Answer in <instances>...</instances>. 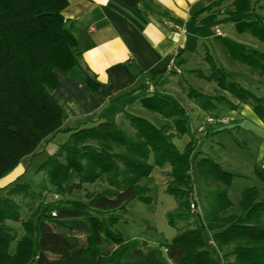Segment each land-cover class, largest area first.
I'll use <instances>...</instances> for the list:
<instances>
[{
    "label": "trees",
    "instance_id": "obj_1",
    "mask_svg": "<svg viewBox=\"0 0 264 264\" xmlns=\"http://www.w3.org/2000/svg\"><path fill=\"white\" fill-rule=\"evenodd\" d=\"M260 1L217 0L204 10L229 3L234 8L229 15L237 17L253 12ZM67 5L68 0H0V179L45 138L59 131L66 119L49 92L58 86L54 71L68 73L79 58L74 53L75 38L65 27L69 21L62 15ZM261 21L239 18L232 23L237 34H249L264 44V16ZM219 37L233 61L264 74V52ZM203 59L209 64V74L191 72L213 82L219 93L189 88L187 97L202 111L212 112L220 103L235 110L229 96L249 106L264 122V96L242 87L207 53ZM170 75L175 74H167ZM165 83L163 79L155 81L156 89L150 94L144 87L139 98L143 110L161 117L158 124L123 112L132 135L109 120L71 130L67 141L36 170L58 194L81 190L102 176L107 184L103 191L87 192L86 202L47 203L21 222L24 234L19 238L15 229L6 224L21 221L20 207L10 197L36 195L23 182L14 184L0 197V264H264V198H259L264 192V167L259 163L254 168L262 185L245 188L236 205L237 213L228 214L235 207L228 198L234 175L209 157H201L195 163L197 174L203 182L215 183L216 187L205 193L207 208L201 218L197 212H190V171L198 142L186 110L161 90ZM86 84L97 91L92 80L87 79ZM184 135L190 140L180 152L173 141ZM85 144L96 146V150L82 151ZM151 157L159 168L170 166L166 191L177 202L176 211L167 217L176 235L165 246V257L159 248L125 240L112 229L121 219L116 212L124 210L131 200L148 201V188L141 179L151 172ZM70 171L75 172L77 180L65 190L63 185ZM191 219L198 225L191 228ZM206 232L213 233L210 241L217 249L232 246L231 252L223 254L221 260L215 259L208 249ZM12 244L15 250L10 253ZM105 246L115 250L106 255L102 251Z\"/></svg>",
    "mask_w": 264,
    "mask_h": 264
},
{
    "label": "crops",
    "instance_id": "obj_2",
    "mask_svg": "<svg viewBox=\"0 0 264 264\" xmlns=\"http://www.w3.org/2000/svg\"><path fill=\"white\" fill-rule=\"evenodd\" d=\"M216 1L68 0L62 15L71 24L70 33L76 41L74 53L79 54V58L68 73L54 71L58 86L49 92L66 119L59 131L45 138L31 155L22 158L14 170L0 179V197L14 184L25 182L35 156L46 151L59 133L70 134L71 130L107 120L117 123L130 102L143 94L148 83L169 78L166 68L173 50L179 51L177 62L186 71L202 62L200 59L205 53L224 70L223 63L239 64L231 59L215 34L218 28L221 37L227 36L264 52L249 34L240 35L234 30L232 21L251 20L247 18L249 13L230 16L234 8L229 3L204 10ZM241 37L251 38L241 40ZM223 48L228 53L226 57L222 56ZM87 79L97 84V91L87 86ZM236 103L234 112L259 122L249 106ZM190 122L193 126V121ZM206 126L209 127L206 131L210 132L213 125ZM199 129L193 130L196 133Z\"/></svg>",
    "mask_w": 264,
    "mask_h": 264
},
{
    "label": "rangeland",
    "instance_id": "obj_3",
    "mask_svg": "<svg viewBox=\"0 0 264 264\" xmlns=\"http://www.w3.org/2000/svg\"><path fill=\"white\" fill-rule=\"evenodd\" d=\"M248 14V13H247ZM264 16V0H261L253 12L247 15L251 20L261 21ZM239 19V18H238ZM227 38V36H224ZM241 40H248L251 37H241ZM251 40V39H250ZM253 42L259 44L264 49V44L253 39ZM222 56H228L225 48L222 49ZM264 51V50H263ZM226 54V56H225ZM200 61L205 62L204 59ZM195 63L190 71L181 68L180 74L170 75L166 79L163 89H161L167 96L175 99L178 104L186 110L190 121H193L192 129H199L196 125H202L203 131L196 132L197 149L192 163L191 175L193 179V194L192 201L196 205V212L200 218L207 208L205 200V193L216 187L215 183L203 182L199 178L195 169V163L201 157H209L214 162L219 163L220 166L230 173H232V185L228 189V198L235 205L234 208L228 211V214L237 213V204L241 199V193L245 188L259 187L261 182L255 176L254 168L256 164L264 166V122L256 121L250 117L244 118L239 116V113L234 112L226 103H220L212 112H205L198 108L192 100L187 97L188 89H194L207 94H218L216 85L209 83L205 79L198 78L195 73L191 71H198L202 74L208 75L210 72L208 63ZM232 62V61H231ZM239 63V62H238ZM225 71L242 87L250 90L256 96H264V74L250 71L245 65L241 63H223ZM142 94H140L139 98ZM133 99L130 102L127 110L124 112L144 116L155 124L161 121V117L143 110L139 103V98ZM233 104L236 103L234 99L228 96ZM238 104V103H236ZM212 116L227 120V124H214L208 132V126L203 124L208 116ZM213 113L215 115H213ZM256 116V115H255ZM117 123L127 132L132 135L133 130L130 128L128 121L122 116ZM211 126V125H210ZM69 138V134L59 133L41 154L35 156L32 168L26 174L25 182L31 186V190L35 193V198H24L21 195L10 197L20 207V222L7 221L6 224L15 229L18 238L24 232L21 222L28 220L32 214L45 206L49 202H56L60 200H76L86 202L85 194L87 192L97 194L107 188L105 177L102 176L94 184H85L81 190L74 189L71 194L64 191L58 194L55 187L51 186L43 173H36L39 165L44 163L50 155L54 154L58 147L65 143ZM189 136L184 135L180 139H175L174 145L182 152L189 142ZM152 166L151 172L148 176L141 179V184L148 188L146 197L148 201H141L138 199L131 200L124 206V210L116 212L120 216V220L114 224L113 231L120 234L125 240L136 241L139 244H145L151 248H159L165 257V246L169 244L176 235V230L168 223V215L174 213L177 209V202L167 191L166 184L169 180L168 174L171 171L169 165L159 168L153 162L152 157L149 160ZM76 174L70 171L67 175L66 190L73 182H76ZM259 198H264V192L259 194ZM190 212L191 211L190 209ZM183 226V223L180 224ZM191 228L197 226V222L191 219L189 221ZM213 233L206 232V236L210 241ZM215 259L221 260L223 254L229 253L232 246L222 247L217 249L213 244L208 247ZM15 250V244L10 247V253ZM115 250L112 246L103 247V253L111 254ZM221 262V261H220ZM172 264L171 262H168Z\"/></svg>",
    "mask_w": 264,
    "mask_h": 264
},
{
    "label": "built area",
    "instance_id": "obj_4",
    "mask_svg": "<svg viewBox=\"0 0 264 264\" xmlns=\"http://www.w3.org/2000/svg\"><path fill=\"white\" fill-rule=\"evenodd\" d=\"M215 34L217 36H221V32L218 30V28L215 29ZM179 55V51L177 49L173 50L171 52V56H170V59H169V63L167 65V68H166V71L168 74H180L181 73V67H180V64L177 62V57ZM156 89V86L153 84V83H148L147 84V89L146 91L150 94V93H153L154 90ZM217 123H220V124H227V120L225 119H219V118H216L214 116H208L205 121H204V124L205 125H214V124H217ZM202 130V127L197 130L198 132H201ZM190 209L191 211L193 212H196V205L194 204V202H192L190 204ZM51 216H55V213H51ZM210 244H212V241L209 242Z\"/></svg>",
    "mask_w": 264,
    "mask_h": 264
},
{
    "label": "water",
    "instance_id": "obj_5",
    "mask_svg": "<svg viewBox=\"0 0 264 264\" xmlns=\"http://www.w3.org/2000/svg\"><path fill=\"white\" fill-rule=\"evenodd\" d=\"M70 22H68L67 24H66V29H70ZM81 149H82V151H93V150H96V146H94V145H92V144H85V145H83L82 147H81Z\"/></svg>",
    "mask_w": 264,
    "mask_h": 264
}]
</instances>
